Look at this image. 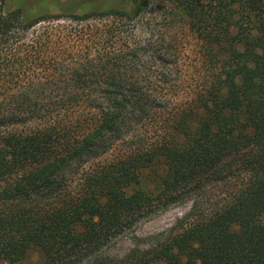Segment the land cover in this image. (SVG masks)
Returning <instances> with one entry per match:
<instances>
[{"label": "trees", "instance_id": "obj_1", "mask_svg": "<svg viewBox=\"0 0 264 264\" xmlns=\"http://www.w3.org/2000/svg\"><path fill=\"white\" fill-rule=\"evenodd\" d=\"M212 188L149 264H264V0H0V264H99Z\"/></svg>", "mask_w": 264, "mask_h": 264}, {"label": "rangeland", "instance_id": "obj_2", "mask_svg": "<svg viewBox=\"0 0 264 264\" xmlns=\"http://www.w3.org/2000/svg\"><path fill=\"white\" fill-rule=\"evenodd\" d=\"M27 1L31 4H37L41 0ZM107 1L109 0H58V5H67L78 13L85 9L104 5ZM50 9L54 12L59 11V9L56 8V4L51 5ZM161 14L162 12L159 13V16H161ZM178 20L177 17L173 16L171 12L168 11L165 18L161 17L156 22L159 27L163 24L178 26L174 29L177 33V43L181 42L182 45H179V47H182L184 51L187 50V52L191 54L194 49L193 36L184 27L178 25ZM137 26L140 28L146 27L147 21L145 20L137 24ZM158 26H156V28ZM125 28L128 29V31L130 30V26ZM171 34V31L170 33H166L165 38L171 36ZM167 40L169 41L168 38ZM190 54L186 53L187 57L185 58V62L189 66L194 64ZM199 64L201 65V62H199ZM195 68L200 69L199 66ZM220 193L221 191L217 188L209 189L204 194L192 196L181 202L172 204L165 210L159 211L149 218L140 221L104 247L97 257V262L99 264H149L147 257L148 252L170 234L179 231L187 222L191 212H208L212 203L218 199ZM18 264H41L40 256L38 253H32Z\"/></svg>", "mask_w": 264, "mask_h": 264}]
</instances>
